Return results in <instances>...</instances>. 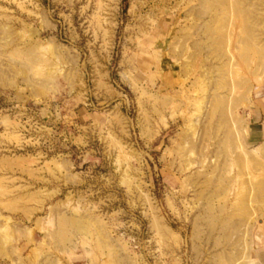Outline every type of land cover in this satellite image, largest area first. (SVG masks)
Masks as SVG:
<instances>
[{"label": "rangeland", "instance_id": "374dc122", "mask_svg": "<svg viewBox=\"0 0 264 264\" xmlns=\"http://www.w3.org/2000/svg\"><path fill=\"white\" fill-rule=\"evenodd\" d=\"M0 264H264V0H0Z\"/></svg>", "mask_w": 264, "mask_h": 264}]
</instances>
